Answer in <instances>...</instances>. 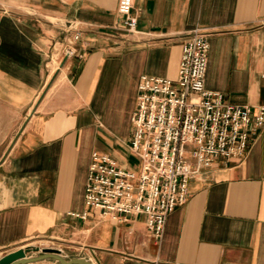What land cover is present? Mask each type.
I'll return each mask as SVG.
<instances>
[{"label":"crops","instance_id":"1","mask_svg":"<svg viewBox=\"0 0 264 264\" xmlns=\"http://www.w3.org/2000/svg\"><path fill=\"white\" fill-rule=\"evenodd\" d=\"M194 29L210 45L205 89L253 115L264 108V0H0V259L34 244L29 258L264 264V127L242 159L189 181L159 241L144 215L85 206L92 152L136 167L128 145L141 76L176 78Z\"/></svg>","mask_w":264,"mask_h":264},{"label":"built area","instance_id":"2","mask_svg":"<svg viewBox=\"0 0 264 264\" xmlns=\"http://www.w3.org/2000/svg\"><path fill=\"white\" fill-rule=\"evenodd\" d=\"M136 23L128 18L123 28L134 32ZM209 48L205 32L194 29L182 45L176 78L141 76L128 145L136 167L118 166L109 154L92 152L87 211L115 219L144 215L146 229L159 241L168 215L186 203L190 180L217 161L246 155L250 133L264 127V108L253 115L249 106L228 104L220 92L205 89ZM75 54L71 47L64 56Z\"/></svg>","mask_w":264,"mask_h":264},{"label":"water","instance_id":"3","mask_svg":"<svg viewBox=\"0 0 264 264\" xmlns=\"http://www.w3.org/2000/svg\"><path fill=\"white\" fill-rule=\"evenodd\" d=\"M39 251V248L32 246L28 248L18 249L15 252L6 254L5 256L1 257L0 264H28L36 261L46 260L47 258L53 259L59 262L60 264H94L84 260L81 257L65 259L64 257L51 251H46L36 257H28V254Z\"/></svg>","mask_w":264,"mask_h":264},{"label":"rangeland","instance_id":"4","mask_svg":"<svg viewBox=\"0 0 264 264\" xmlns=\"http://www.w3.org/2000/svg\"><path fill=\"white\" fill-rule=\"evenodd\" d=\"M31 246H32V247H35V245H34V244H31ZM31 246H30V247H31Z\"/></svg>","mask_w":264,"mask_h":264}]
</instances>
